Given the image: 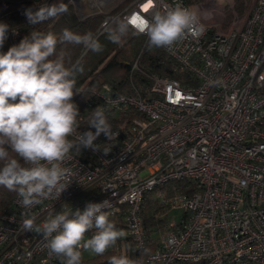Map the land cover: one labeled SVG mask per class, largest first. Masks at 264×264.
I'll return each instance as SVG.
<instances>
[{
  "label": "built area",
  "instance_id": "obj_1",
  "mask_svg": "<svg viewBox=\"0 0 264 264\" xmlns=\"http://www.w3.org/2000/svg\"><path fill=\"white\" fill-rule=\"evenodd\" d=\"M106 1L90 5L102 11ZM177 3L190 7L183 0H136L119 15H149ZM111 19L104 18L97 36ZM200 24V36L163 48L186 74L183 80L152 74L146 97L101 94L117 135L95 140L99 149L70 152L64 162L73 171L69 185L57 200L32 210L37 223L49 212L83 211L107 200L109 218L124 211L126 235L144 249L142 204L153 192L184 217L167 222L146 264H264V0H252L249 14L227 30ZM23 35L14 29L6 40L15 46ZM169 186L175 193L165 198ZM12 203L13 211L0 216V264H62L42 234L23 229L16 194ZM85 259L82 252L81 264Z\"/></svg>",
  "mask_w": 264,
  "mask_h": 264
},
{
  "label": "clouds",
  "instance_id": "obj_2",
  "mask_svg": "<svg viewBox=\"0 0 264 264\" xmlns=\"http://www.w3.org/2000/svg\"><path fill=\"white\" fill-rule=\"evenodd\" d=\"M68 12V5H42L24 14L32 24L56 18ZM134 21V22H133ZM130 30L147 36L148 47L171 48L186 38L200 36L204 29L198 10L177 3L149 15L113 17L105 22L107 39L124 43ZM8 25L0 23V48L6 40ZM70 43L100 53L104 45L97 35L64 29L59 41L54 33L34 31L6 53H0V186L19 198L24 212L22 227L26 232L42 234L49 251L62 264H81L82 252L103 255L126 234L109 220L111 203H88L83 211L62 208L49 212L37 223L32 210L43 201L58 199L68 187L71 168L64 162L72 150L81 147L99 149L94 141L104 134L113 139L108 116L103 107L92 110L88 126L93 131L79 132L80 112L73 102L77 77L85 72L83 57L73 61L57 44ZM70 137H73L70 139ZM95 234L85 239V234ZM110 264H139L127 256H112Z\"/></svg>",
  "mask_w": 264,
  "mask_h": 264
},
{
  "label": "trees",
  "instance_id": "obj_3",
  "mask_svg": "<svg viewBox=\"0 0 264 264\" xmlns=\"http://www.w3.org/2000/svg\"><path fill=\"white\" fill-rule=\"evenodd\" d=\"M132 0H125L110 12H92L84 18L80 17L76 11L73 0H42L35 2L33 0H0V23L8 25V31L21 30L24 35L18 39L17 44L24 38H31L34 31L42 33H54L59 41V36L64 29H69L74 33L84 34L93 32L95 35L99 30L104 18L109 15L113 17H122L119 13ZM136 1V0H134ZM187 5H197L204 0H183ZM64 3L68 5V12L56 18L44 21L40 24H32L26 18L24 12L31 8L37 10L42 5H53ZM100 42L104 45V50L100 53L88 51L86 54L80 45L70 43L57 44V53L64 51L66 56L71 57L73 61L83 57L85 72L77 77L75 95L73 102L78 106L80 117V127L84 131H93L94 128L88 126L91 112L97 106L104 108L108 116L112 130L116 127L114 116L105 108L101 94L106 92L109 95H141L148 96L151 85L150 75L156 74L174 79L185 78L186 74L181 73L175 61L164 51L163 48H149L147 37L137 34L130 30L124 38L122 45H117L107 39L105 30L98 36ZM12 47L11 43L5 40L0 48V53H6ZM137 68L132 69L134 63ZM106 136L101 134L96 140L104 142ZM176 191L184 192L183 185L180 182H174ZM169 188H171L169 186ZM167 189V187H166ZM153 192L145 194L142 204V225L146 237V246L144 249H136L127 235L119 239L117 243L110 247L103 255H95L86 258L87 264H110L112 256H127L129 259L138 261L139 264H146L145 260L149 252L157 247L156 241L152 240L153 230L159 226L167 230V221L162 211L166 208L162 206L158 199L151 198ZM15 193L8 191L0 186V216L4 213L13 211V197ZM161 211L162 216H156ZM124 211L110 217L117 229L123 230L126 234V223ZM184 217L183 214L181 218ZM184 219V218H183ZM154 227V228H153ZM196 264H204L202 262Z\"/></svg>",
  "mask_w": 264,
  "mask_h": 264
},
{
  "label": "rangeland",
  "instance_id": "obj_4",
  "mask_svg": "<svg viewBox=\"0 0 264 264\" xmlns=\"http://www.w3.org/2000/svg\"><path fill=\"white\" fill-rule=\"evenodd\" d=\"M77 1L78 3H75L76 0L75 2L73 1L76 11L80 17L84 18L87 14H90L94 11L108 13L125 0H107L102 11H99V8L90 5V1L92 2L93 0ZM135 2L136 1L132 0L128 5H126V7L134 5ZM229 4L231 5L232 9H228ZM190 7L197 9L200 19L209 26L219 25L221 27L220 29L227 30L230 27L233 19H236L237 21H243V19L249 14L252 7V0H204L203 2L197 5H191ZM220 11L225 12L224 17L223 15L220 16ZM181 79L183 80V78H180V80ZM174 193L175 190L169 187H167V189L163 192L165 198H170V196H172ZM151 198L158 199L156 193H152ZM162 212L163 214L165 213L164 218L167 222L173 219H179L182 214L181 211L172 209H166ZM162 212L159 211L156 216L161 217ZM165 231L166 230L162 227H155L153 230L152 240L158 243ZM92 256V253L83 251L84 258H89Z\"/></svg>",
  "mask_w": 264,
  "mask_h": 264
},
{
  "label": "water",
  "instance_id": "obj_5",
  "mask_svg": "<svg viewBox=\"0 0 264 264\" xmlns=\"http://www.w3.org/2000/svg\"><path fill=\"white\" fill-rule=\"evenodd\" d=\"M33 1H35V2H39V1H42V0H33Z\"/></svg>",
  "mask_w": 264,
  "mask_h": 264
},
{
  "label": "snow or ice",
  "instance_id": "obj_6",
  "mask_svg": "<svg viewBox=\"0 0 264 264\" xmlns=\"http://www.w3.org/2000/svg\"><path fill=\"white\" fill-rule=\"evenodd\" d=\"M134 22V21H133Z\"/></svg>",
  "mask_w": 264,
  "mask_h": 264
}]
</instances>
